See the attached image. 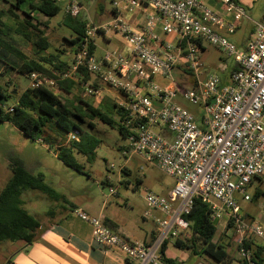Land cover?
I'll return each mask as SVG.
<instances>
[{"label": "built area", "instance_id": "2783aa9c", "mask_svg": "<svg viewBox=\"0 0 264 264\" xmlns=\"http://www.w3.org/2000/svg\"><path fill=\"white\" fill-rule=\"evenodd\" d=\"M216 1L231 21L202 0L113 1L119 10L148 7L151 11L145 15L142 28H133L119 15L99 25L88 22L74 62L57 74L60 79L77 80L79 69L84 68L91 75L83 86L84 95L97 98L101 85L120 92V124L126 129L128 143L122 155H138L174 180L167 197L149 191L143 196L142 217L153 221L156 232L147 243L129 240L99 217L74 209L91 225V240L96 246L115 250L132 264H168L160 258L161 247L172 244L188 229L184 215L193 198L210 207L215 223L224 221V231L231 230L237 244L249 235L264 241V230L243 219L236 199L237 194L250 200V181L264 178V24L256 23L245 45L237 47L220 31L232 34L244 9L232 0ZM62 6L72 16L81 11L74 1H65ZM108 31L121 36L123 49L105 51L97 59L89 53L88 44L96 34ZM198 39L202 45L206 41L222 49L238 69L225 80L213 73L201 78ZM174 70L181 73L178 79L173 77ZM28 80L29 88L55 85V79L37 72H31ZM94 82L98 87H93ZM178 92L200 106L196 117L172 102ZM108 192L106 197L117 193L114 187ZM229 221L232 226L225 229ZM239 253L248 264H254L249 251L240 247Z\"/></svg>", "mask_w": 264, "mask_h": 264}, {"label": "trees", "instance_id": "16d2710c", "mask_svg": "<svg viewBox=\"0 0 264 264\" xmlns=\"http://www.w3.org/2000/svg\"><path fill=\"white\" fill-rule=\"evenodd\" d=\"M232 1L237 3L236 0ZM0 5V121L13 124L31 140L40 139L42 145L47 143L43 133L49 132L50 141L57 145L56 157L65 165L78 169L75 156L82 154L87 160H93L99 144L96 137L82 132L78 122L86 118H96L113 126V114L118 115L119 120L123 116L122 107L113 101L103 99L100 105L95 106L73 94L77 89L84 91V84L91 79L86 69H79L77 80L57 77V74L68 70L74 62L75 54L84 42L89 21L80 13L72 16L65 12L58 0H0ZM62 10L60 24L69 29L71 35L62 37L65 42L63 49L49 51L51 45L44 29L48 28L47 20ZM39 16L45 17L46 20L41 21ZM197 43L202 49V41L198 39ZM94 49V40H91L88 44L89 53L93 54ZM236 69L238 66L233 63L229 73ZM9 70L27 78L31 72L42 73L55 79V85L51 88L27 86L16 96L14 90L8 87L10 80L4 78ZM93 87H98V84L94 82ZM106 101L108 107L103 105ZM87 123L93 126L91 120ZM116 125L119 133L125 138L126 129L120 122L116 121ZM47 147L51 149L52 145L47 143ZM6 158L10 176L0 189V243L9 241L30 244L37 238L41 222L22 206L23 193L34 190L46 194L52 200H60L62 196L45 183L42 173H33L27 168L20 157L7 153ZM126 172L127 168H123V173ZM257 179L261 182L263 178ZM251 182L252 180L250 184ZM123 183L127 185L128 182ZM261 195L263 192L256 190L250 200H257ZM52 213L50 209L48 214ZM242 217L247 221L253 220L246 214ZM184 218L189 223L188 229L173 241V247L187 250L194 257L208 256L217 262L231 264L235 259V256L230 254L233 243H227L223 237L215 239L217 227L211 219V210L206 203L199 198H193L190 210ZM231 226L229 221L225 229H230ZM155 234L150 241L154 239ZM255 238L256 236L249 235L243 239L241 245L236 243L237 264H248L239 253L240 247L250 252V261L254 264H264L263 246ZM166 249L167 245L164 243L160 258L168 264H176V259L167 256Z\"/></svg>", "mask_w": 264, "mask_h": 264}, {"label": "rangeland", "instance_id": "374dc122", "mask_svg": "<svg viewBox=\"0 0 264 264\" xmlns=\"http://www.w3.org/2000/svg\"><path fill=\"white\" fill-rule=\"evenodd\" d=\"M65 1L79 3L81 6L80 14L90 23L98 20L95 12V5L100 2L104 7V13L100 20L105 22L109 19L108 13L112 6V0H94L89 4L88 0H58L61 7ZM240 3L244 9L247 8L249 10L248 13L251 15L252 19L264 24V0H240ZM62 16L63 10L47 20L48 28L44 29V31L51 45L49 51L52 50L56 52L57 48L61 49L64 47L65 42L62 37H70L71 35L70 30L60 24ZM39 19L41 21L46 20L43 16H39ZM245 20L246 19H242V21ZM252 23L251 21L247 22L245 32L243 33L244 40L241 43L242 47L245 45L247 39L252 36L254 29ZM94 37V56L97 59L100 58L105 51H112L114 49V44L104 40L100 34ZM63 57H65V55H63ZM198 58L202 66L200 70L201 78H203L205 74L213 73L221 77L222 80H225L233 65V60L228 57L222 49L206 41H203V48L200 49ZM180 76L181 73L179 71H173V77L175 79H178ZM4 78L5 80H10L11 83L8 87L10 90L15 91L16 96L20 95L29 84V80L26 76L16 74L11 70L7 72ZM156 79L160 82L159 78ZM100 89L101 93L97 98L84 95L83 91L80 89L75 90L73 94L82 97L95 106L100 105L103 99H107L110 102L113 101L117 104L122 101V96L117 90L105 85H101ZM108 101L103 104L105 105L104 107H108ZM8 102L7 100L6 103ZM172 102L188 110L194 117L201 111L199 105L190 103L179 92L175 94ZM113 115L115 120L113 126L102 123L96 118H86L84 121L78 122L82 132L94 136L99 140L93 160H87L82 154L75 156L74 159L78 169L65 165L56 157L55 152L57 145L50 141L49 132L43 133V137H45V142L52 145L51 149L47 147V143L46 145H42L39 140H31L13 124L0 121V189L5 185L10 176L6 157L7 153H11L20 157L30 170L38 165L39 167L34 169L35 172L42 173L45 183L56 192L66 197L67 200L74 202L79 201L81 204L90 203L93 207L98 208L102 206L105 195L108 193L109 186L115 187L117 193L115 195H109L108 198L112 200L110 204L117 207L119 216L126 221V224L137 232L136 224L138 222L145 225L149 224L152 228L153 221L141 218L145 209L143 196L145 192L149 191L167 197L168 191L174 186V180L157 167L145 163L138 155L126 157L122 155V150L128 143L117 130L116 121L120 122V117L115 113ZM90 120L93 126L88 125L87 122ZM111 165H113V168H110ZM123 168H127L126 173H123ZM34 170H32V172ZM118 172H121V177L119 178ZM106 177H109L110 180L105 181ZM138 180L139 183H137ZM123 181L128 182L127 185H124ZM105 182L108 183L105 184ZM256 190H261L263 192V195L257 200H244L237 194L236 199L241 209V214H248L253 218V220L249 222L258 224L264 230V180L260 182L257 178H254L251 184L247 186V193L252 198ZM21 199L25 201H23L24 204L22 206L28 210L32 209L33 214L40 222L44 221L46 218V209H51L54 204V201L46 194L34 190L23 193ZM48 217L51 218L52 216L49 215ZM219 237H223L227 243H233L230 247V254L235 256L236 259L237 252L235 251L236 242L234 233L230 230L228 237H225L218 230L215 238ZM257 238L263 241L261 238ZM22 244L23 242H1L0 264H4ZM197 259L203 264H223L208 256L197 257ZM235 259L231 261V264H237Z\"/></svg>", "mask_w": 264, "mask_h": 264}, {"label": "crops", "instance_id": "0c3cea01", "mask_svg": "<svg viewBox=\"0 0 264 264\" xmlns=\"http://www.w3.org/2000/svg\"><path fill=\"white\" fill-rule=\"evenodd\" d=\"M113 1L115 0H112L111 2ZM202 1L226 21L232 20L231 16L225 15V13L223 12V6L220 5L218 1ZM236 1L237 4L241 6L240 0ZM150 11L151 10L146 6L139 10H119L114 8L112 5L110 12L108 13L109 19H107V21L105 22H102V20L100 19H102L104 7L100 2H98L95 5V12L98 20L92 23L97 25L107 23L111 21L116 15H119L130 26L135 29H140L144 25L145 15ZM248 12L249 10L245 8L244 15L241 18L246 20L242 21V19H240L241 21H238L232 34L226 33L224 29L220 31L221 34L225 35L238 47H242L241 43L244 40L243 33L245 32L247 22H253V27L256 23H258V21L252 19L251 15ZM155 30L157 33H161L158 26ZM99 34L107 42H112L114 44V49H123V41L118 33L114 31H108L104 34ZM7 166L9 168V164ZM34 167L36 168L39 166L36 165ZM35 168H32L31 171ZM33 173L40 172H35L34 170ZM262 180H264V178ZM170 190L167 194H169ZM106 195L105 199L103 200L102 206H99L98 208L93 207L90 203L81 204V202L79 201L74 202L71 200H67V198L62 195V198L60 200H53L54 204L51 207V210L53 211V213L51 214L52 217H48V211L50 209H46V218L41 222V227L38 230L36 236L37 238L35 239V241L30 244L20 245V247L13 252L10 258H8L4 262V264H132L117 251L112 249H103L96 246L95 243L91 240V225L88 222L81 220L73 212L74 209L79 208L89 216L99 218L101 217L102 219H100L102 220V222L108 224V226L113 231L124 235L129 240L148 242L153 238L155 234V224L153 222L152 228L151 226H149V224L145 225L138 222L136 224V228L138 230L137 232L132 227L128 226L126 224V221L119 216L117 207H114L110 204L112 200H109V196L106 198ZM28 211L33 214L32 209ZM141 218H143L142 215ZM248 218L253 219L250 216ZM216 227L217 231L219 230L222 235L225 234L224 236L228 237V233L223 229V220L218 222V224L216 223ZM255 239L263 246L262 257L264 259V241L259 240L257 237ZM166 254L168 257L176 259V264H203L197 259V257L192 256L189 251L177 249L173 247L172 244L167 245Z\"/></svg>", "mask_w": 264, "mask_h": 264}, {"label": "water", "instance_id": "95a60500", "mask_svg": "<svg viewBox=\"0 0 264 264\" xmlns=\"http://www.w3.org/2000/svg\"><path fill=\"white\" fill-rule=\"evenodd\" d=\"M15 93V91H13Z\"/></svg>", "mask_w": 264, "mask_h": 264}]
</instances>
